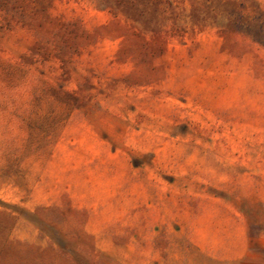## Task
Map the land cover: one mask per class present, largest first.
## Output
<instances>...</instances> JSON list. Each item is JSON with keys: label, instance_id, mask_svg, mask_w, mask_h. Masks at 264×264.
Returning <instances> with one entry per match:
<instances>
[{"label": "rangeland", "instance_id": "1", "mask_svg": "<svg viewBox=\"0 0 264 264\" xmlns=\"http://www.w3.org/2000/svg\"><path fill=\"white\" fill-rule=\"evenodd\" d=\"M49 13L89 36L65 62L21 60L23 28L0 40L27 70L0 77V244L28 264H264V46L94 0Z\"/></svg>", "mask_w": 264, "mask_h": 264}, {"label": "trees", "instance_id": "2", "mask_svg": "<svg viewBox=\"0 0 264 264\" xmlns=\"http://www.w3.org/2000/svg\"><path fill=\"white\" fill-rule=\"evenodd\" d=\"M51 1L0 0V40L5 32L16 27L27 30L33 37V43L28 48L29 53L21 56V60L22 57L23 59L30 57L32 63L50 59L65 62L78 50L79 43L88 39L89 35L79 24L64 22L49 13ZM94 1H97L99 7L109 9L129 22L143 18L146 12H151L152 16L160 13L164 18L170 19L174 27L179 28L180 33L187 32V28L179 26L177 21L187 18L190 22L188 29L191 32L195 31V28L210 24L217 26L219 32L227 39L235 35H243L264 46V24L258 18L263 14L264 7L256 0ZM185 3L189 5L187 12H185ZM173 8L180 10L175 11ZM26 73L27 70L23 65L0 56V77L4 76L9 86H13L15 77L24 76ZM1 240L0 254L4 246L9 243L13 245L12 242L7 241V236ZM23 259L24 264H28V258L23 256ZM78 261L82 263L81 260Z\"/></svg>", "mask_w": 264, "mask_h": 264}, {"label": "crops", "instance_id": "3", "mask_svg": "<svg viewBox=\"0 0 264 264\" xmlns=\"http://www.w3.org/2000/svg\"><path fill=\"white\" fill-rule=\"evenodd\" d=\"M0 264H24V259L21 253L9 243L2 249Z\"/></svg>", "mask_w": 264, "mask_h": 264}]
</instances>
